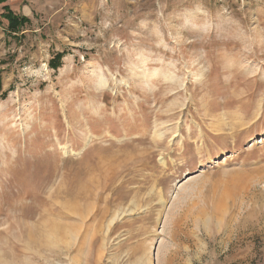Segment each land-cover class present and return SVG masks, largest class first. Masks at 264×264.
I'll return each instance as SVG.
<instances>
[{
  "label": "rangeland",
  "instance_id": "1",
  "mask_svg": "<svg viewBox=\"0 0 264 264\" xmlns=\"http://www.w3.org/2000/svg\"><path fill=\"white\" fill-rule=\"evenodd\" d=\"M0 264H264V0L0 2Z\"/></svg>",
  "mask_w": 264,
  "mask_h": 264
},
{
  "label": "trees",
  "instance_id": "2",
  "mask_svg": "<svg viewBox=\"0 0 264 264\" xmlns=\"http://www.w3.org/2000/svg\"><path fill=\"white\" fill-rule=\"evenodd\" d=\"M5 0H0V2H3ZM6 19L9 21V32L10 34H17L19 33L20 29L28 22L27 18L20 19L19 17L14 16L11 13H8L6 15ZM62 55L58 56L60 59Z\"/></svg>",
  "mask_w": 264,
  "mask_h": 264
}]
</instances>
